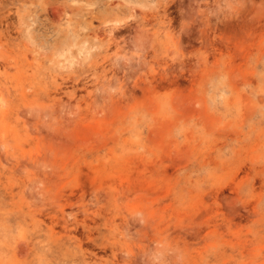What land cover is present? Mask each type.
Returning a JSON list of instances; mask_svg holds the SVG:
<instances>
[{
  "label": "rangeland",
  "instance_id": "1",
  "mask_svg": "<svg viewBox=\"0 0 264 264\" xmlns=\"http://www.w3.org/2000/svg\"><path fill=\"white\" fill-rule=\"evenodd\" d=\"M0 264H264V0H0Z\"/></svg>",
  "mask_w": 264,
  "mask_h": 264
}]
</instances>
